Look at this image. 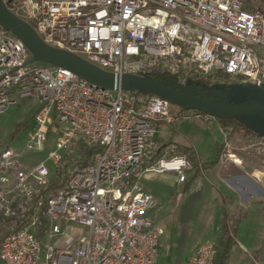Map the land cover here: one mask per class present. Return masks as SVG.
Masks as SVG:
<instances>
[{"label":"built area","instance_id":"obj_1","mask_svg":"<svg viewBox=\"0 0 264 264\" xmlns=\"http://www.w3.org/2000/svg\"><path fill=\"white\" fill-rule=\"evenodd\" d=\"M19 1L47 44L120 79L165 76L185 95L198 88L212 96L232 83L243 93L264 88V11L244 0ZM31 57L0 25V114L24 99L38 104L25 150H0L2 264H159L165 231L150 218L156 199L131 178L159 126L180 112L172 115V102L148 88H102L67 68L28 64ZM50 142L47 159L28 158ZM84 145L101 150L78 164ZM168 153L144 172L185 182L191 161ZM73 226L84 233L71 241ZM216 253L206 242L188 264H214Z\"/></svg>","mask_w":264,"mask_h":264},{"label":"rangeland","instance_id":"obj_2","mask_svg":"<svg viewBox=\"0 0 264 264\" xmlns=\"http://www.w3.org/2000/svg\"><path fill=\"white\" fill-rule=\"evenodd\" d=\"M5 1L9 3V0ZM244 1L248 10L264 11V0ZM9 4L15 14L27 19V7L23 1L13 0ZM239 85H226L206 100L242 102L247 93H243ZM256 91L263 92L264 88ZM186 110L180 104L171 103V114L178 115L180 112V119L173 124L162 123L159 126L158 139L149 158L159 149L162 153L168 150L167 156H172L173 152L185 156L188 154L192 163V170L187 171L188 178L198 175L189 195L179 197L185 184L179 185L173 173L159 181L157 177L160 175L144 172L138 181L147 191H152L150 185L165 191L164 195L155 193L156 207L152 214L154 224H161L166 231L161 237L159 264H188L194 250L214 238L207 226L211 222L221 224L222 208L229 212L228 223L232 217L248 216V242L257 253L255 264H264V176L261 180L253 175L256 170L264 174V131L258 129L264 128V124L234 116L233 119L240 125L237 129L225 130L220 126L219 117H187ZM37 111V102L28 98L0 114V150L7 146L19 152L25 150ZM166 143L169 144L163 147ZM221 145L223 153L220 163L210 167L208 163L215 159L216 150ZM55 149V144L50 142L43 151L27 153L28 158L33 161L47 159ZM236 159L241 163L236 162ZM68 230L73 234L71 241L84 233V229L79 226L68 227ZM44 240L49 243V240ZM51 243L55 244L57 240Z\"/></svg>","mask_w":264,"mask_h":264},{"label":"water","instance_id":"obj_3","mask_svg":"<svg viewBox=\"0 0 264 264\" xmlns=\"http://www.w3.org/2000/svg\"><path fill=\"white\" fill-rule=\"evenodd\" d=\"M12 1L9 0V3ZM0 25L25 43L32 55L28 64L44 63L67 68L93 84L111 90L119 86L123 89L148 88L188 109H197L219 118L241 116L251 122L264 124V91L258 92L256 89H250L242 102L220 103L175 92L164 83L154 79H137L128 75L120 79L116 74L99 68L73 52L47 44L30 23L10 9L5 0H0ZM258 129L264 131L262 127Z\"/></svg>","mask_w":264,"mask_h":264},{"label":"trees","instance_id":"obj_4","mask_svg":"<svg viewBox=\"0 0 264 264\" xmlns=\"http://www.w3.org/2000/svg\"><path fill=\"white\" fill-rule=\"evenodd\" d=\"M9 5L10 4L8 3V6ZM25 20L27 21V19H25ZM153 79L156 81H159L161 83H164L165 85H172L173 84V79L169 78V77L155 76V77H153ZM196 91L198 92V94L200 96L204 95V93H201L198 88H192L191 89L192 93L196 92ZM208 97H210V95L205 94L204 99H206ZM200 114L208 115L207 113L201 112V111H200ZM220 125L223 129L229 130L230 128L237 129L240 124L238 122H236L233 118H220ZM24 126H25V124L21 125L20 129H22ZM168 144L169 143H166V145H164L163 147L167 146ZM99 150H101L100 146H92L91 147V146H85L84 145L81 148V150L79 151V153L77 154L76 162L78 164H80V163H82L83 160L90 159L95 154V152H98ZM161 152L162 151H160V149L157 150L156 153L151 158L145 159V161L142 162L140 167L136 170V172L132 176L131 183L139 180L141 174L147 169V167L151 166L154 163L155 159L161 155ZM222 153H223V145H221V147L216 150L215 159L213 161L209 162L208 165H210V167H212V166L219 164L221 157H222ZM187 156H188V158H190V156L188 154H187ZM191 158H194V157L192 156ZM197 172H198V174L201 173L199 168H197ZM59 176H60V178H62V173H59ZM197 176H198L197 174L192 175V177L188 178L185 181V183H184L185 186H184V189L182 192L183 194L188 192L191 184L194 182V180L196 179ZM59 180L60 179L55 181V184L59 183ZM222 215H223V217H222V221H221V225H222L221 228H222L223 233H222V236L216 242L217 253H216L214 264H228L230 251H231V248L236 241L237 232H238L241 220H242L241 217H233L231 222L228 223L229 212L226 208H223ZM1 239H2V237L0 238V242H1Z\"/></svg>","mask_w":264,"mask_h":264},{"label":"crops","instance_id":"obj_5","mask_svg":"<svg viewBox=\"0 0 264 264\" xmlns=\"http://www.w3.org/2000/svg\"><path fill=\"white\" fill-rule=\"evenodd\" d=\"M157 139H158V137H157ZM157 139H156V141H157ZM217 165L212 166V167H216ZM152 173H154V174H156L158 176L159 175L161 176V177L160 176L157 177V179L159 181L162 180L160 178H163V180H165L166 177H169L170 176L168 174H162V173H158V172H152ZM177 183L179 185H181V184H184L185 182L179 183L177 181ZM191 187H192V184H191L188 192L187 193H184V194L183 193H180L179 197L181 198L182 195H189V193L192 190ZM149 189L152 190L150 192L154 195V197H155V193H157L159 195H164L165 194V191H163L162 189L156 188L155 185H153V186L150 185ZM182 192H183V189H182ZM155 199H156V197H155ZM175 206H176V204H175ZM153 210H155V209H153ZM153 210L150 212V218L151 219H152V216H153L152 215L153 214ZM214 211H215V209H214ZM215 213H216V211H215ZM219 215H220V213H219ZM222 217H223V215H222V212H221V221H222ZM241 219L242 220H241V223L239 225V229H238V232H237L236 241H235V243L232 246L231 251H230V256H229V259H228V264H255L256 263V260H257V258H256V254L257 253H256V251L254 252V249L251 247V245L248 242V216L247 217H244V218L241 217ZM211 223L209 224V226H207V229L212 234V236H214V238H212V239H210V240H208L206 242H214V243H216L217 240L222 236V233H223L222 232V228H221L222 225L221 224L215 225V224H211ZM156 224H158V223L156 222ZM158 225L161 226L164 229V227L161 224H158ZM164 231H165V229H164ZM203 244L199 245L194 250V252L191 255H193ZM159 259H160V257H159Z\"/></svg>","mask_w":264,"mask_h":264},{"label":"flooded vegetation","instance_id":"obj_6","mask_svg":"<svg viewBox=\"0 0 264 264\" xmlns=\"http://www.w3.org/2000/svg\"><path fill=\"white\" fill-rule=\"evenodd\" d=\"M167 86L170 87L175 92L182 93V91L175 84L167 85ZM192 95L196 97H200V95L197 92H193ZM203 97L205 98V94L203 95Z\"/></svg>","mask_w":264,"mask_h":264},{"label":"bare ground","instance_id":"obj_7","mask_svg":"<svg viewBox=\"0 0 264 264\" xmlns=\"http://www.w3.org/2000/svg\"><path fill=\"white\" fill-rule=\"evenodd\" d=\"M232 157H235L232 155ZM236 162L241 163L239 159H236ZM255 177H258L259 179H263L264 174L260 170H256L255 173L253 174Z\"/></svg>","mask_w":264,"mask_h":264}]
</instances>
